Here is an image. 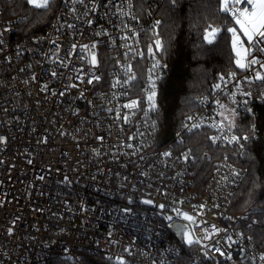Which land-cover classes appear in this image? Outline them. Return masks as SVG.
Returning <instances> with one entry per match:
<instances>
[{"label": "built area", "instance_id": "obj_1", "mask_svg": "<svg viewBox=\"0 0 264 264\" xmlns=\"http://www.w3.org/2000/svg\"><path fill=\"white\" fill-rule=\"evenodd\" d=\"M167 1L98 0L97 10L85 16L79 3L53 0L47 9L52 10L47 27L24 37V16H6L0 0V136L5 138L0 142V264H77V257L84 261L88 256H101L110 264H117V256L129 264L153 260L160 264L161 258L166 264H237L240 257L264 264L260 258L264 251L243 233V226L264 230V218L258 216V209L240 214L228 210L232 190L248 172L241 161L251 139H241L243 149L228 143L224 137L243 134L219 127L220 109L213 102L219 99L236 107L227 93L235 91L237 81L247 90L243 78L264 69L259 65L247 71L238 68L235 79L225 77L218 82L220 89L196 96L197 108L188 115L192 119H186L179 137L163 146H156L153 133L135 118L139 105L123 107L134 100L130 97L133 80L124 81L134 75L135 63L144 57L145 33L154 28L160 6ZM128 2L134 5L132 15L137 20L118 11L127 13ZM85 3L91 7L89 0ZM225 14L235 26L230 14ZM216 27L223 30L222 25ZM133 30L138 36H132ZM125 34L129 39H121ZM91 52L97 53L96 66L89 63ZM93 75L100 80L87 83ZM261 86L260 81L251 84L249 106L254 113L262 104L254 99L264 91ZM150 90L145 84L146 107ZM242 99L238 94L237 100ZM238 112L248 114L243 109ZM194 123L200 127L189 132ZM198 130L209 131V146L220 149L204 152L207 160L214 159V174L192 155L185 160L187 152L179 148L181 138ZM210 137L217 139L213 142ZM169 149L171 157L161 155ZM128 196L134 198L132 207L138 215L121 219L119 209L127 205ZM148 198L165 204V214L172 215L174 223L193 228L171 208L188 212L200 229H207V233L194 230V235L209 238L192 246L179 241L166 227L168 222L154 215L159 211L155 205L140 203ZM213 225L220 231L213 232ZM126 246L131 255L124 251ZM217 247L224 256L215 251ZM69 256L72 259H65Z\"/></svg>", "mask_w": 264, "mask_h": 264}, {"label": "trees", "instance_id": "obj_2", "mask_svg": "<svg viewBox=\"0 0 264 264\" xmlns=\"http://www.w3.org/2000/svg\"><path fill=\"white\" fill-rule=\"evenodd\" d=\"M6 16L22 17L21 34L24 37L38 34L48 25L52 10H38L25 0H1ZM160 25L148 30L143 38L144 57L134 65V79L131 82L130 97L138 100L139 110L136 119L141 120L146 131L153 133L154 144L163 146L171 142L183 128L188 115L197 106L196 95H209L218 84L220 76L228 77L229 72H239L235 65V54L231 46L232 26L226 14L220 10V0H177L173 7L170 0L160 6L158 13ZM209 25H222L223 30L211 43L204 40V29ZM158 34V35H157ZM160 39L162 47L154 46ZM153 46L152 54L148 51ZM151 55V56H150ZM158 62V63H157ZM157 66L153 68V65ZM153 78L157 88L156 109L146 112L143 87ZM263 86L260 87L264 90ZM146 115L143 119L141 117ZM234 133H248L252 138L247 152L241 161L248 172L243 180L231 192L228 210L240 214L250 209H258L259 217L264 218V103L256 107L255 118L238 112L235 117ZM153 122L155 125L153 126ZM257 126L252 134L250 126ZM209 131L198 130L180 143L184 150L201 165L207 166V172L214 174L213 160H207L204 152L211 153L220 149L211 148L207 139ZM204 166V167H205ZM244 235L253 245L264 251V230L243 226ZM192 250L197 251L194 247ZM193 256V255H192ZM84 264H110L101 256H88ZM228 264V263H223ZM237 264H253L240 257Z\"/></svg>", "mask_w": 264, "mask_h": 264}, {"label": "snow or ice", "instance_id": "obj_3", "mask_svg": "<svg viewBox=\"0 0 264 264\" xmlns=\"http://www.w3.org/2000/svg\"><path fill=\"white\" fill-rule=\"evenodd\" d=\"M26 3L29 5L34 6L38 9H45L47 10L51 4L53 3V0H26ZM79 3L80 5L84 6V15L87 16L89 11L95 12L98 8V0H89V3L91 7L89 8V5L85 3V0H73V4ZM109 3H111V0H109ZM170 3L173 7L176 6L177 0H170ZM128 12L124 13L122 9L118 8V11L121 13V15H130L132 16V19L137 20L138 17L135 15H132V9L134 5L131 2L127 3ZM220 10L230 14L232 21L234 22L235 26H229L227 27V32L231 33V46L232 51L235 54V65L237 68L241 70H249L255 65H259L260 69H264V0H220ZM73 13H75L77 10L75 7L71 9ZM89 24H91L93 21L89 19L87 21ZM161 21L156 20L154 21L153 27H156L160 25ZM67 27L71 28L73 25L69 24ZM125 28H128V25H124ZM9 29L5 28L4 31H8ZM106 34V30H102ZM221 31V28L209 25L208 28L204 29V40L211 44L217 36V33ZM97 35H101V32H97ZM132 36H138V32L132 31ZM158 35V34H157ZM121 39H129V37L125 34L121 37ZM0 44H3V40H0ZM154 46L159 49L162 47V43L160 39H156L154 42ZM73 49L77 47V45L73 44L71 46ZM82 49L87 50L89 48V45H80ZM92 48L96 47V43L93 42L91 44ZM153 50V46L148 47V51L151 53ZM259 52L261 55L257 56L255 53ZM71 54V53H69ZM142 55V53H141ZM90 60L89 63L92 66H96L98 64L97 59V53L91 52L90 53ZM158 63V62H157ZM157 65L154 64L153 68H155ZM128 70L131 71V65L128 66ZM53 76L56 75L55 72L52 73ZM228 77L235 79L236 73L235 72H229ZM35 78V77H33ZM135 77L134 75H129L128 79L124 81L125 84L129 83V81L133 80ZM219 79L224 82L225 78L224 76H220ZM93 80L99 81L100 77L93 75L91 79L87 81V83L91 84ZM149 80L151 83V90L148 92L147 100L149 102V109L155 110L156 105V91H155V82L153 81V78L149 76ZM244 81L248 82V88L245 90L242 87V82L237 81L235 84V91H231L227 93L229 95V99L231 100L232 104H235L236 107H228L225 104H222L219 99L214 100L213 102L217 105V107L220 109L219 116L222 118L219 122V127L223 128L227 126L229 131L236 128V121L235 117L238 115V110L243 109L248 114L255 116V113L253 112L252 107H250V103L253 101V92L251 90V84L255 81H260L264 83V72L256 71L254 77L253 76H245L243 78ZM221 84L214 85V89H220ZM239 94L240 97H243L242 100H237V95ZM63 95V93H61ZM203 99V98H202ZM255 100L264 103V91H260L258 96L254 97ZM138 100H132L129 103H126L123 105L124 108H134L138 106ZM109 111H111L109 109ZM147 115V110L145 112ZM119 115V114H118ZM127 116L125 115L124 120L127 122ZM187 119H192V117H187ZM225 121H227V125H225ZM155 125V122H153V126ZM213 127H217L216 123H213ZM187 127V125H185ZM200 124L194 123L192 124L191 128H188V131L191 132L192 129L199 128ZM250 132L252 134H255L256 132V126L253 123L250 126ZM179 133H177V136L179 137ZM98 139H102L101 137H98ZM210 139L213 140V142L216 141V137H210ZM225 140H227L228 143H238L240 144V147L243 149L244 145L240 143L241 139L244 141H248L251 139V136L246 132L241 136H237L235 134L231 135V137H224ZM5 140L4 137L0 136V142H3ZM180 143H183L182 138L178 141ZM128 147H132V145H127ZM191 150L189 149L188 153L183 154L184 159L187 160L188 156L190 154ZM164 157H171L172 152L171 150H166L161 153ZM236 175H239V173H236ZM43 179V177H41ZM64 179L67 181L68 177H64ZM135 203L134 198L132 196L127 197V205L119 209V212L121 214V219H125L128 216H136L138 213L134 210L132 205ZM140 203L143 205H155V207L159 210L158 212H154V215L159 216L163 221H167L166 227L169 229H175V234L180 236L182 238V241L184 244L188 246H192L193 244H201L202 239L206 240L208 239V235H204L202 238L197 237L194 235V230H202L205 233H207V229H200L199 225L196 224L195 217L190 215L186 211H182L178 207H172L171 211L175 214L177 218H182V220L187 221L193 225V228H189L187 224L185 223H174V217L172 215H166L165 209L166 205L163 203L155 204V201L151 198L148 199H141ZM179 203H183V201H180ZM201 208L204 207V205H200ZM257 221H254V223ZM12 229H9V232H11ZM148 231H151V228L148 229ZM213 232H218L220 229L216 228L215 225L212 226ZM108 237H112L113 232L109 231L107 233ZM242 235V234H241ZM229 240H231V237H228ZM251 240V237L248 238ZM112 242V241H110ZM65 252H68L69 250L67 248L64 249ZM124 251L131 255L130 252V246H126L124 248ZM215 251L219 253V255L224 256L225 253L221 251L219 247L215 248ZM243 251V250H242ZM204 256L208 257L209 253L207 251H204ZM227 258L231 260L232 256L229 252L227 254ZM262 260H264V255H261L260 257ZM65 259H72L71 256L66 257ZM111 259V257H109ZM77 264H84V261L80 258H76ZM117 264H129L128 261L125 260L123 256H117L116 257ZM152 264H156V261L153 260ZM160 264H166V261L161 258Z\"/></svg>", "mask_w": 264, "mask_h": 264}, {"label": "rangeland", "instance_id": "obj_4", "mask_svg": "<svg viewBox=\"0 0 264 264\" xmlns=\"http://www.w3.org/2000/svg\"><path fill=\"white\" fill-rule=\"evenodd\" d=\"M214 26H217V25H214ZM152 53H154V52H152ZM151 83H152V82L147 83L149 89H151ZM155 85H156V84H155ZM155 91H156V93H157V90H156V89H155ZM147 95H148V94H147ZM196 96H199V95H196ZM196 96H195V97H196ZM156 99H157V95H156ZM134 100H135V99H134ZM146 102H147V107H146L147 112L152 111V109H149V102H148V100H147V97H146ZM194 102H195V98H194ZM145 116H146V115H143V116L141 117V119H143Z\"/></svg>", "mask_w": 264, "mask_h": 264}, {"label": "water", "instance_id": "obj_5", "mask_svg": "<svg viewBox=\"0 0 264 264\" xmlns=\"http://www.w3.org/2000/svg\"><path fill=\"white\" fill-rule=\"evenodd\" d=\"M217 79L220 80L219 77ZM172 232L174 233V235L177 237V239L179 241H182V238L180 236H178V235L175 234V229H172Z\"/></svg>", "mask_w": 264, "mask_h": 264}]
</instances>
